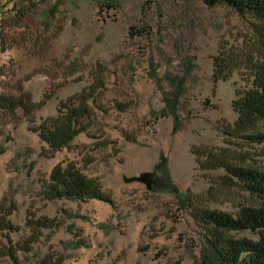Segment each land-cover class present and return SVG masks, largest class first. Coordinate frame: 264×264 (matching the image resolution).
Instances as JSON below:
<instances>
[{"label": "rangeland", "instance_id": "obj_1", "mask_svg": "<svg viewBox=\"0 0 264 264\" xmlns=\"http://www.w3.org/2000/svg\"><path fill=\"white\" fill-rule=\"evenodd\" d=\"M0 4V92L17 95L22 85L35 101L51 94L36 112L37 126L58 117L71 96L94 94L90 117H83L88 130L53 154L21 110L0 111V219L14 225L0 230V264H201L211 251L194 207L236 214L242 206L264 205L196 154L223 151L234 164L264 170V145L228 134L238 117L233 100L242 74L213 80L219 42L245 32L253 15L202 0ZM182 77L181 126L174 132V116L163 109ZM256 126L264 130V120ZM161 153L187 192L182 201L154 184L126 180L141 172L142 159L152 172ZM58 163L98 178L112 202L47 197ZM43 218L52 223H35ZM230 235L258 237L249 230Z\"/></svg>", "mask_w": 264, "mask_h": 264}, {"label": "trees", "instance_id": "obj_2", "mask_svg": "<svg viewBox=\"0 0 264 264\" xmlns=\"http://www.w3.org/2000/svg\"><path fill=\"white\" fill-rule=\"evenodd\" d=\"M202 1L209 6L226 4L242 15L254 16V20L248 22L250 27L245 32L219 42L217 54L213 56V80L217 83L220 80L230 79L234 72L242 74L244 85L236 89V98L233 100V107L238 117L228 134L233 136L238 133L248 142L264 145V130L255 128L259 121L264 120V0ZM3 6L0 4V10ZM1 48L4 49L3 41ZM190 63L192 64L191 61ZM185 81L186 77L175 80L177 92L173 97L165 100L166 107L163 109V112H170L174 116V132H177L181 126L177 109L179 98L184 92ZM17 90V95L0 92V111L16 115L21 110L27 117L29 128L39 132L42 140L46 142L50 154L68 146L77 134L88 130V124L84 123L83 117H90L92 108L88 102L94 97L93 93L83 91L71 96L67 101L62 102L58 117L44 120L37 126L36 112L51 98V94H45L43 99L35 101L32 94L22 85H19ZM76 100H78L77 106L71 104ZM4 151L5 149L2 148L0 153ZM196 154L197 161L202 158L204 161L201 163L204 165L224 168L239 180L246 190L264 200V170L234 164L223 151L217 154L211 150H204ZM153 173L155 190L169 191L181 201L184 200V196L188 197L187 192L183 193L173 181L168 157L164 153L160 154ZM45 195L49 198L64 196L79 200L98 198L112 202L103 191L98 178L89 177L71 163L66 165L58 163L54 167ZM192 214L195 221L204 228L211 251L201 264H264V205L242 206L236 214L197 206L192 209ZM35 223L39 226H47L52 221L43 218ZM13 227L10 220L5 217L0 219V230ZM245 230L257 233L258 237L236 238L230 235L231 231ZM7 253L10 257L14 255L12 248H9ZM45 264L51 263L45 261Z\"/></svg>", "mask_w": 264, "mask_h": 264}, {"label": "water", "instance_id": "obj_3", "mask_svg": "<svg viewBox=\"0 0 264 264\" xmlns=\"http://www.w3.org/2000/svg\"><path fill=\"white\" fill-rule=\"evenodd\" d=\"M154 177L155 176H154L153 171L152 172L151 171H144V172L140 173V175L126 177V180L127 181L138 180V181L146 183L149 188H152V184L155 183Z\"/></svg>", "mask_w": 264, "mask_h": 264}, {"label": "crops", "instance_id": "obj_4", "mask_svg": "<svg viewBox=\"0 0 264 264\" xmlns=\"http://www.w3.org/2000/svg\"><path fill=\"white\" fill-rule=\"evenodd\" d=\"M48 102H49V101H48ZM48 102H47V103H48ZM143 162H144L143 159H142V161L138 162V166H141V168H142V169L140 168L141 170H139V171H141V172H139V174L142 173V172H144V171H150L149 169L151 168V166H149V167L144 166V163H143ZM143 166H144V167H143ZM136 173H138V171H137V172H134L135 175H133V176H136ZM139 174H138V175H139ZM139 182H141V181H139ZM107 208H108V207H107ZM105 210H111V209H105ZM102 213H103V212H102Z\"/></svg>", "mask_w": 264, "mask_h": 264}]
</instances>
